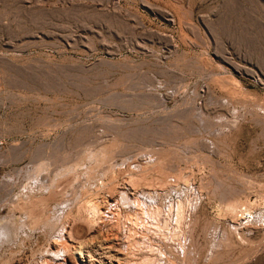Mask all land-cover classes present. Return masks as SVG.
Returning a JSON list of instances; mask_svg holds the SVG:
<instances>
[{
  "label": "rangeland",
  "instance_id": "374dc122",
  "mask_svg": "<svg viewBox=\"0 0 264 264\" xmlns=\"http://www.w3.org/2000/svg\"><path fill=\"white\" fill-rule=\"evenodd\" d=\"M4 222L0 264H264V0H0Z\"/></svg>",
  "mask_w": 264,
  "mask_h": 264
},
{
  "label": "bare ground",
  "instance_id": "6f19581e",
  "mask_svg": "<svg viewBox=\"0 0 264 264\" xmlns=\"http://www.w3.org/2000/svg\"><path fill=\"white\" fill-rule=\"evenodd\" d=\"M94 156V155H93ZM99 166V165H98ZM94 168V167H93ZM91 169V168H90ZM71 170V169H70ZM110 170V169H109ZM94 175V174H93ZM69 176V175H68ZM60 178V177H59ZM104 187V186H103ZM106 188V187H105ZM52 189V188H51ZM124 196H125V193L123 194ZM126 197V196H125ZM95 198V197H94ZM35 201V200H34ZM28 202V201H27ZM38 202V201H37ZM92 202V201H91ZM90 202V203H91ZM127 202V201H126ZM128 203V202H127ZM130 203V202H129ZM90 205H92L90 208H91V215L93 214V217L94 218H97L98 217V214H100V208H99V205L97 204V203H92V204H90ZM71 208V207H70ZM184 211V210H183ZM236 211V210H235ZM29 212V211H28ZM245 212H247L248 214H251V212H253V211H251V206L249 207V205H247L246 207H245ZM81 213V212H80ZM88 213V212H87ZM143 214V213H142ZM180 214V213H179ZM89 216V215H88ZM30 218V217H29ZM34 219V218H33ZM93 219V218H92ZM91 219V220H92ZM106 219V218H105ZM4 220V219H3ZM140 220V219H139ZM29 221V220H28ZM66 221V220H65ZM34 222V221H33ZM51 222V221H50ZM104 222V221H103ZM142 222V221H141ZM144 222V221H143ZM16 223V222H15ZM87 223V222H86ZM153 223V222H152ZM1 225H0V244H2L3 242H5L6 243V241H10V240H12V239H14V240H16L15 238H17L16 236H18L17 234V232H18V230H17V227L18 226H16V225H14V224H12L11 222H4V223H0ZM60 224V223H59ZM125 224V223H124ZM51 225H52V223H51ZM139 225V224H138ZM146 225V224H145ZM168 226V225H167ZM55 227H57V224L55 225ZM54 227V228H55ZM66 227V226H65ZM133 227V226H132ZM20 228V227H19ZM52 228H53V226H52ZM130 228V227H129ZM63 230H64V228H63ZM130 230V229H129ZM59 231V230H58ZM132 231V230H131ZM130 231V232H131ZM125 233H127V232H125ZM73 237V236H72ZM125 238V237H124ZM62 240H64L65 241V239L64 238H62ZM65 244H66V242H64ZM134 243V242H133ZM3 245V244H2ZM60 245V244H59ZM67 246V245H66ZM82 246V245H81ZM84 246V245H83ZM1 247V246H0ZM70 248H71V246H69ZM68 246L66 247V251H72L71 249L73 248H69ZM73 250H75V251H77L76 253L77 254H80V257H86L85 256V252H84V249H83V247H78V248H75L74 247V249ZM70 253V252H69ZM57 254V253H56ZM58 255V254H57ZM91 257H93V256H91ZM83 262H84V260H82ZM6 262V261H5ZM81 264V263H80ZM93 264V263H92Z\"/></svg>",
  "mask_w": 264,
  "mask_h": 264
}]
</instances>
